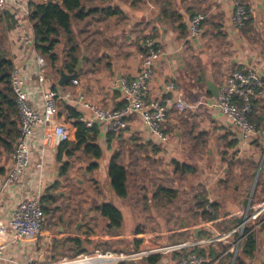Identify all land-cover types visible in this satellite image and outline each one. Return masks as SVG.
<instances>
[{"label":"crops","instance_id":"0c3cea01","mask_svg":"<svg viewBox=\"0 0 264 264\" xmlns=\"http://www.w3.org/2000/svg\"><path fill=\"white\" fill-rule=\"evenodd\" d=\"M28 3L29 0L9 1L5 11L10 15L9 25L1 33L2 42L0 43L5 46L15 66L25 70L30 82L34 83L35 70L32 56L39 52L33 44V28L28 14L22 9L28 7ZM246 3L250 9L252 22L246 26L245 30L237 29L232 23L233 0H111L105 3L120 8L122 14L109 16L106 20L96 16L98 22L92 23L90 32L83 36L82 52H85L86 60L84 57L76 77L77 84L69 81L60 85L58 83L60 72L57 73L49 64L46 66L45 71L50 79L51 88L69 91L74 95L85 92L87 98L96 105L105 108H122L125 106V101L120 86L121 78L133 77L138 72L144 56L141 47L145 45L144 39L146 40L149 34L153 44L157 46L159 55L156 58L153 78L148 86L147 98L163 97L167 90L166 85L169 81H173L177 92L191 104V107L183 112L172 109L168 112L164 123L165 132L170 136L168 142L158 138L145 125L142 118L135 114L128 118L127 128L120 133L109 131L100 121L95 122L93 126L96 125L99 129L98 143L103 151L100 159L87 156L83 150H77L68 155L69 149L61 150V145L57 148L46 147L42 136L37 134L30 142L31 155L21 187L11 186L5 192L0 191L1 220L5 222L9 219L12 209L23 196L37 193L44 195L55 183L58 187L50 189V192H57L60 196L63 193L60 190L61 186L68 181H74L78 186H83L90 183L92 178L98 183L97 187H100L102 196L98 198L99 202L94 207H88L87 202L81 199L79 206H74L71 213L62 218L59 217V221L54 222L53 228L57 230L51 229L53 233L45 234L50 232L47 231L51 227L49 226L45 229V233L25 240L22 245L8 246L5 256L10 257L11 261L0 260V264H29L34 260L41 263L42 255L45 256L44 262H48L56 256V250L59 247L57 239L61 241L62 246L65 245L73 252L77 247L90 246L93 242L104 246L119 243L122 236L117 230H120L122 226L110 231L108 219L97 209V206L103 202H113L115 205L118 204L119 207L116 206L121 210L119 203L123 204V199L118 197L112 189L108 175L110 159L117 150L126 151V153L122 151V155L123 161L128 165L137 158L140 161L152 157L172 163L177 159L192 165L195 168L193 172H196L199 164L198 173L202 174L195 183L202 186L203 190L196 192L197 202L191 207L199 220L192 227L194 236L226 231L240 221L247 207L248 198L244 201V206L236 203L226 207L224 195L243 191L246 188L244 184L247 179L244 172L249 170L248 163L256 162L254 160H257L260 154L262 158L259 168L263 169L264 135L242 142L238 128L220 110L209 106L208 101L215 96L208 91L207 81L211 80L220 87L228 72L235 69H256L264 80V0H246ZM163 7L166 14L162 13ZM173 10L181 14V22L187 27V36L183 37L178 23H171L167 17L169 11ZM191 13H204L207 16L204 31L200 37H189ZM253 101L256 119L254 122L264 129V94L256 95ZM67 106H73L81 114L89 117L91 114L76 103L65 100L59 102V117L69 127L71 133L69 141L75 142L76 127L73 119L69 117ZM111 133L113 137L109 140ZM215 142L218 150L222 149L223 159H217V155L211 148L212 145L215 146ZM232 142L234 145L229 146ZM188 146L190 149L187 148ZM10 156V152L0 149V183L11 166ZM193 156L197 159L195 163ZM214 157L217 160L213 159ZM75 159L77 161H74ZM214 160L216 161L211 167L210 162ZM67 161L71 166L67 174L61 175L60 169ZM92 162H97L98 167L89 171L88 165ZM80 171L84 178L78 177ZM233 173L235 177H238L236 182L232 186L228 182L225 184L227 188L225 187L219 196H212L211 186L219 179L217 177L220 175V179H226V176L229 175V178ZM256 173L258 177L259 170ZM174 175L177 174L174 173ZM172 180L174 184H178L176 178ZM159 186L175 189L177 194L173 197L178 196L179 187ZM155 192L153 196H149L150 199H154ZM104 193L109 195L105 196ZM200 198L216 204V210L210 207L212 214H217L216 218H202L203 210L197 205ZM263 198L264 196L262 198L260 196L257 200ZM172 199L174 198L171 197L168 200ZM97 226L100 231L99 234L94 235ZM190 228L191 226L188 225L172 226L159 234L166 236L168 233ZM89 231L92 233L87 239L85 233ZM59 233L60 235H57ZM155 234L158 233L155 232ZM71 236L80 237L83 240L81 245L73 243L69 239ZM256 238L255 255L247 257L245 264L247 262L263 264L264 226ZM10 239L9 232L0 236V240L9 241ZM218 244L225 246L223 243ZM163 260L166 261L161 264H177V259L173 256L164 257ZM221 263L226 264L223 260Z\"/></svg>","mask_w":264,"mask_h":264},{"label":"built area","instance_id":"2783aa9c","mask_svg":"<svg viewBox=\"0 0 264 264\" xmlns=\"http://www.w3.org/2000/svg\"><path fill=\"white\" fill-rule=\"evenodd\" d=\"M9 1L0 0V14L5 13ZM233 2L232 23L237 29H241L249 21L250 14L241 0H233ZM22 9L26 14L29 13V7ZM206 18L204 13H198L190 18V38L202 36ZM147 35L149 37L146 39V44L153 46V39L149 34ZM158 55L159 52L151 47L143 56L138 72L133 77L121 78L120 86L125 101V106L122 108H105L96 105L87 98L85 92L74 95L69 91L51 88L50 79L45 71L47 63L40 53L36 52L32 56L35 70L34 83L30 82L25 70L15 66L12 85L19 110L20 136L10 156L11 166L0 183V191L5 192L11 186L21 187L30 160V142L37 134L42 136L44 146L49 148H57L70 139L69 127L59 117V102L63 100L76 103L90 112L91 117L85 114L80 116V120L88 127L100 121L109 131L120 133L127 128L128 118L135 114L142 118L145 125L158 138L168 142L170 136L164 128L168 112L171 109L183 112L191 107V104L177 92L173 81H169L166 85L167 90L163 97L147 98L148 86L154 75ZM72 81L74 84L78 83L76 78ZM259 94H264L262 75L256 69H235L226 75L220 86L219 95L210 99L208 103L209 106L220 110L238 128L241 140L245 142L252 137L264 135V129L249 119V114L253 110V99ZM41 197V193L23 196L12 209L9 219L5 222L0 219V236L8 232L11 235L9 241L0 240V260L11 261L10 257L5 256L8 246L22 245L25 240L42 234L45 213L41 205ZM208 211L213 213L211 208ZM263 226L264 198L253 200L250 197L240 221L226 231H215L206 236H194L188 240L168 244L142 246L128 252L95 249L92 252L80 253L71 259L62 258L55 262L39 264H67L95 259L104 260L99 264H119L153 254L177 256V264H222V260L229 255V264H233L241 244L250 234H255L257 237ZM218 243L225 244L226 249L217 257H211L207 252H198L199 249L215 246ZM262 262L264 264V256Z\"/></svg>","mask_w":264,"mask_h":264},{"label":"trees","instance_id":"16d2710c","mask_svg":"<svg viewBox=\"0 0 264 264\" xmlns=\"http://www.w3.org/2000/svg\"><path fill=\"white\" fill-rule=\"evenodd\" d=\"M111 0H29L28 18L33 28L34 45L35 49L46 58L49 66L60 72V65L68 73H73L76 70L79 58L82 54V39L83 36L90 32L92 23L98 22L96 16L99 19L106 20L107 17L112 15H120L122 11L118 7H112L105 3H109ZM245 4L249 14L250 9L246 0H241ZM160 3V1H158ZM163 14H166L164 7L161 9ZM198 13H191V17ZM9 14H0V32L3 33L5 28L9 25ZM167 17L171 20V23H178V28L181 31L182 36H187L188 31L186 24L181 22V14L176 10L169 11ZM206 21V20H205ZM204 21V24H205ZM252 22L250 15L249 21L243 26L245 30L246 26ZM6 23V25H5ZM141 47V51L144 55L147 54L149 49L153 47L157 50L156 44L149 46L146 44ZM86 60V57H85ZM14 61L10 54L3 49L0 43V149L12 153L16 141L20 136L19 131V110L16 102V94L12 85V76L14 71ZM255 105L253 101V110L249 114V119L254 122L255 119ZM68 114L76 127V140L75 142L66 141L61 145V150H68V155L73 154L74 151L83 150L84 153L94 159H100L103 151L98 143L99 129L98 127H88L85 122L80 120L81 113L73 106H67ZM113 133L110 134L109 140L112 139ZM234 145V142L229 146ZM122 151L117 150L112 155L108 165V175L111 181V187L115 191L116 195L122 199H126L129 195V167L130 164H126L123 161ZM174 173L186 174L193 172L195 168L184 162H180L177 159L173 160ZM70 162H64L60 173L65 175L70 168ZM98 167L97 162H92L88 165L89 171H92ZM58 187L55 183L49 187L47 192L41 197V205L44 213L50 212V207L57 201V192H50V189ZM175 196L177 191L173 188L159 186L154 194V198L157 196ZM198 207L202 208L203 219H214L217 214L210 213L207 209L212 207L216 210V204L209 202L205 198H200ZM103 216L108 219V229H119L123 223V213L113 202H103L97 206ZM238 223V222H237ZM236 223V224H237ZM92 232H86L85 238L89 239ZM136 234H142L144 231L138 228L135 231ZM73 243L80 244L83 241L78 236H71L69 238ZM142 238H134L132 249H136L142 243ZM223 248L226 249V246ZM257 249V238L255 234H250L247 239L241 244L237 253L236 259L233 264H245L247 257L255 255ZM90 251V246L81 245L72 253V256H76L80 253H86ZM198 252H207L211 257H217L221 251L211 246L208 248L199 249ZM165 257V256H164ZM163 255L153 254L146 256L136 261H125L119 264H159L163 261Z\"/></svg>","mask_w":264,"mask_h":264},{"label":"rangeland","instance_id":"374dc122","mask_svg":"<svg viewBox=\"0 0 264 264\" xmlns=\"http://www.w3.org/2000/svg\"><path fill=\"white\" fill-rule=\"evenodd\" d=\"M1 32H0V41L1 39ZM3 49L5 46L1 44ZM45 58V57H44ZM45 61L48 65V62L45 58ZM190 149V147H187ZM214 153L217 155V159H223L222 149L218 150L217 143L215 142V146H211ZM124 149V148H123ZM126 153L125 150H122ZM261 151V150H260ZM188 152V151H186ZM206 155V154H205ZM136 158V157H135ZM193 156V160L195 163ZM262 154L258 157L256 162L248 163V171H245L247 182H245L244 187H246L243 191L235 192L233 194H225L224 195V203L226 207H230L235 205L236 203H240L241 206L245 205L246 198L252 197V199H257L261 196H264V166L263 169L259 168V164L261 162ZM152 159V160H151ZM213 159H216L214 157ZM216 159V160H217ZM192 160V159H191ZM190 160V162H191ZM211 161V167H213V163L216 161ZM74 161H77L75 159ZM133 163L130 164L129 167V197L123 199V204L119 203L121 210L124 213L123 223L120 230V234L122 239L120 242H116L114 245H102L96 242V245H90V251L92 252L95 249L99 250H109V251H132L139 249L142 246H149V245H162L173 243L177 241H184L194 237V229L192 228L194 224H196L199 220L196 218L194 211L192 210V205L197 202L195 199V194L197 191H202L203 187L198 186L195 181L201 177L202 173L199 172V164L196 172L188 173V174H177L174 175L173 169L174 165L171 161L166 162L163 159H153L152 157L149 159H143L139 161L137 158L136 161H132ZM75 163V162H74ZM209 165V162L207 163ZM168 165V166H166ZM259 170L258 177L256 176V172ZM231 173V172H230ZM247 174H251L250 176ZM92 176V175H91ZM229 176V175H228ZM226 179H219L216 180L215 183L211 186L210 194L212 196H219L229 182V185H233L238 177L234 176V173ZM78 177L84 178L81 171L78 173ZM173 178L178 180V184L173 183ZM219 180V181H218ZM98 183L90 179V183L84 184L83 186H78L76 182L68 181L67 184L61 186V191L63 193L57 197L56 203L50 207V212L46 213L45 220H44V228L42 233H45V229L53 233L56 231V228H53L54 222L56 223L59 221V217H63L68 213H71L74 209V206H79L78 203H81V199L87 202L88 207H94L97 202H99L98 198L102 196V191H100V187H97ZM88 185V186H87ZM159 185H167V186H177L180 188L178 196L172 197L174 199L168 200L169 196H160L155 197L154 199H150L149 196H153V193L157 190ZM66 186V187H64ZM241 187V184H239ZM227 188V187H226ZM231 191V190H229ZM103 195L108 196V193H104ZM118 206V204H116ZM82 206V205H81ZM119 207V206H118ZM47 216V218H46ZM191 226L188 230H181L176 232L168 233L166 236L161 235L159 233L165 232L172 226ZM99 226L97 229L94 230V235L99 234ZM142 229L144 231V235H136V229ZM51 229H54L52 231ZM158 234H155V232ZM57 235H60L57 234ZM134 238H142L143 241L139 245L138 248L132 249L133 247V240ZM59 247L56 250V256L52 258L48 262H55L62 258L71 259L75 256H72L73 251L69 250L67 247L61 245V241L57 239ZM222 244H217V246H213L216 251L220 250L221 252L225 250ZM163 257L165 256L168 258L166 254H161ZM177 259V256H175ZM140 260V259H139ZM166 260L161 261L164 263ZM160 262V264H161ZM223 262L228 264L230 262V256L227 255ZM23 264V263H21ZM29 264H39L37 260L31 261Z\"/></svg>","mask_w":264,"mask_h":264},{"label":"water","instance_id":"95a60500","mask_svg":"<svg viewBox=\"0 0 264 264\" xmlns=\"http://www.w3.org/2000/svg\"><path fill=\"white\" fill-rule=\"evenodd\" d=\"M84 57H85V52L83 51L80 58H79L76 70L73 73L65 72V70L63 69V66L60 65V76L58 79V83L60 85H63L66 82L72 81L73 79H75L77 77L79 70L82 67ZM207 88H208V91H210L215 97H217L219 95L220 87L218 85H216L213 81H211V80L207 81ZM64 158H65L64 160H66V157H64ZM44 260H45V256L42 255L41 261L44 262Z\"/></svg>","mask_w":264,"mask_h":264},{"label":"bare ground","instance_id":"6f19581e","mask_svg":"<svg viewBox=\"0 0 264 264\" xmlns=\"http://www.w3.org/2000/svg\"><path fill=\"white\" fill-rule=\"evenodd\" d=\"M101 261H104V260H101V259L82 260V261H77V262H70L67 264H99V263H102Z\"/></svg>","mask_w":264,"mask_h":264}]
</instances>
